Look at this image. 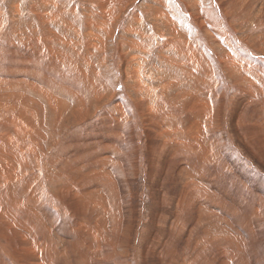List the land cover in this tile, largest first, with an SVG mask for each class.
Returning a JSON list of instances; mask_svg holds the SVG:
<instances>
[{"label":"rangeland","instance_id":"374dc122","mask_svg":"<svg viewBox=\"0 0 264 264\" xmlns=\"http://www.w3.org/2000/svg\"><path fill=\"white\" fill-rule=\"evenodd\" d=\"M108 3L111 4L108 5ZM192 14H194L195 17H193ZM204 15H206V17ZM101 18H104L103 21ZM108 18H110L111 21ZM263 18H264V0H231V1L230 0H216V1L215 0H100V1L99 0H0V54L2 56L1 57L2 61H4L5 65H9L13 62L16 63L15 58L16 57L18 58L17 55L24 54L29 56L30 54V56H32L33 58L32 62L37 63L36 61L38 62L40 61L41 63L45 64V67L47 69L45 71L44 69L45 67H44L43 68L44 71H40L42 74L38 72L33 76V80L34 79L37 80V81L34 80L35 83L40 86H42V84H45L43 85V87L47 88V90L52 89L50 91L54 92V94H58V96L60 95L59 97L61 98V100L64 99L65 101L63 103H66L65 104L66 109H64L63 111V117H61V120L59 122L56 121L57 122L56 123L53 121V116H52L53 113L51 114L52 108L48 106V102L45 99L42 98L40 99L42 104L44 103L43 106L46 105L47 108L50 107L49 109H45L46 106H44V110H46L47 112L46 115L47 119L45 118V120L47 121L46 139L42 141L44 143H42L41 141L40 143H38L41 149H39L40 148L39 147L38 152L33 153V157L30 158L29 161L32 163V168L30 170L24 173V175H22L21 177L19 176L18 178L17 177L13 178V180H11L6 185L5 184L0 185V190H1L0 193L2 192L5 193L8 190L10 191L11 188L13 187L19 188L21 184L25 185L30 182L29 193L37 196L38 199L35 205L39 204L37 208L40 209L39 215L43 217L42 220L46 221V225L49 228H51L50 231L53 233V235H49V238L50 241L54 239V241L51 242H53L52 245L55 252L53 253V257L49 258L51 261L46 259V261L44 260V262H46L47 264H132L133 262H135L133 264H148V263L149 264H264V250H263L264 247H262L264 246V229H263L264 222L262 220L264 218V208H263L264 206L263 177L264 176L263 177L261 176L262 175L261 172H264V161H263L264 129L260 128V125L256 119L252 120L251 124H249L250 122H246L247 119L248 120L250 119L253 110L258 108V104L255 103H260V102L262 103L264 101V96H262L264 93V90H262L264 89V77H263L264 73L261 72L264 71L261 70L264 69V26H263L264 19ZM86 21L89 24L88 23L86 24ZM200 21L202 24H204L203 26L202 24L198 25ZM210 27L212 28V30ZM136 41L140 43L137 44ZM178 42L181 43L179 44ZM117 49H119L120 51H118ZM14 50L16 53L14 52ZM80 54L82 55V57H79ZM86 55H88V57ZM117 55L118 56L120 55L122 57L119 56V58H117L116 60V57H118ZM225 55L226 56L228 55L230 58L234 57L235 60L234 66L232 65L233 63L231 64L229 62L228 57H225ZM85 56L87 58H85ZM78 57L79 59H76ZM88 59L91 62H89ZM129 59L132 61H130ZM187 59H189V61ZM226 60L229 62L227 68H226L227 64L225 63ZM91 63H93L92 66ZM120 63L121 64L125 63V64L121 65ZM193 64H195L196 66ZM235 66L241 67V71L238 70L236 71ZM89 69L90 70L98 69L99 73L98 70L96 73H90L91 71ZM66 70H68L69 72L71 71L72 74L67 72ZM83 70L84 71L86 70L87 72L85 71L84 73ZM64 71L67 73H64ZM73 71L76 73H74ZM78 71H80L79 74ZM134 71H138V72H134ZM230 71H232L233 73ZM133 72L135 75L132 76ZM176 72L179 74H177ZM50 73H55V76L53 75L50 77L51 75ZM174 73L176 74L174 75ZM87 74H91L93 77L88 76ZM182 75L183 76L185 75V77H183ZM205 75L208 77H205ZM69 76H71L72 78L71 77L69 78ZM134 76H136L137 78L136 77L134 78ZM247 76L251 77L252 81H250V79H248ZM260 76L263 78H261ZM174 77H176V80L178 79L179 80L178 81L174 80L175 79ZM49 78L51 79L54 78V79L51 80ZM91 78L93 79V81ZM102 78L103 80L104 79L108 80V83H106L107 82L106 80L103 81ZM187 78L188 81L186 82ZM196 78L197 79L201 78V79L197 81ZM238 78L240 79L238 80ZM78 79L81 83L78 81ZM235 79H237L238 82ZM55 80L58 81L56 82ZM49 81L50 82L52 81L53 84L52 82L50 83ZM66 81H69L70 84L69 82ZM74 81L78 83L75 84L76 82ZM85 81H87V83ZM168 81H170V83ZM181 81L184 84V86L183 84H181ZM83 82H84V87L87 88L86 90L87 92L84 91V88H81V90H83L86 94H84L83 91L79 90V87H83V85L80 86L79 84H82ZM98 82L102 84L101 87L100 86L98 87L97 85ZM173 82H177V84ZM47 83L51 84V85L49 84L51 88L50 86H48ZM90 83L93 85H91ZM100 83L98 84L100 85ZM109 84H112L113 87L111 88V85L109 86ZM238 84L240 85L238 86ZM88 85L90 90L88 89ZM191 85L192 86L196 85V86L194 88L191 87ZM197 85L199 86L197 87ZM52 86L53 87L56 86V87H54L53 89ZM180 86L182 88L184 87L183 91L184 89L188 88L187 90L184 91L186 93L183 94L184 96L178 95L179 93H181V89H182ZM249 86H250V91L252 90L256 91L254 94L251 93L253 94L252 96L256 97V98L254 97L256 100L254 101L255 103L253 102L254 104L250 102L251 100L249 101L247 99V96L245 95L243 96V94L239 93L246 91ZM146 87H148V89H146ZM156 87H157V91H155ZM196 87L200 89H197ZM205 87L207 89H204ZM237 87H240L239 91L237 90ZM256 87H258L259 90L256 89ZM58 88H61L62 92L60 91L59 92L60 94L58 93L59 91L57 90ZM100 88H103L105 91ZM108 88L109 89L111 88V90L109 91ZM173 88L175 89L173 90ZM145 89L148 91H146ZM194 89H196L197 91L200 90L199 94ZM213 89H217L219 93L217 94L216 90L214 92ZM88 90L90 93H88ZM93 91L94 92L97 91V92L94 93ZM111 91L115 93L113 94V92ZM164 91L166 92L164 93ZM186 91H188V93ZM209 91H211V96ZM237 91L238 93H236ZM125 92L127 95L125 94ZM205 92L209 96L206 97ZM203 93H205V95ZM68 94L71 95L69 96ZM80 94L82 97L80 96ZM88 94H90L89 96L91 97L87 96ZM238 94H240V97ZM83 95L86 96L83 97ZM97 95L99 96V98ZM196 95L198 96L200 95L201 97H197ZM75 96L76 97L78 96V98H76L77 100L74 98ZM233 96H235V98ZM259 96H260L259 99L260 101L257 100ZM65 97L67 100L65 99ZM145 97L146 99H144L143 102L142 99ZM219 97L221 98L219 99ZM180 98L183 100H181ZM237 98L239 99L240 102L238 101L239 103L236 104L235 101L238 100ZM177 99L181 100V103L179 100L177 101ZM214 99L217 102L220 101V103L218 102L219 103L218 108L215 107L216 109L213 110L212 113L213 115H211L210 121L206 119L203 120V115L201 110H203L204 106L206 105V103L204 102L205 101L207 102V100H209L208 105L210 104L212 105V100ZM226 99L229 101H227ZM67 101L69 102L67 103ZM225 101L227 102V104ZM177 102L181 105L182 109L180 108ZM112 103L115 104L113 105ZM145 103L147 104L149 103V104L145 105ZM234 103L236 106H233ZM249 103H251L250 106ZM78 104H80L81 106ZM156 104L158 105L156 106ZM152 105H154L153 106L154 108L152 107ZM255 105H257V107ZM241 106H246V107L241 108ZM262 106H264V103H262ZM235 108H237V110ZM117 109L119 110V113ZM184 109L186 110L184 111ZM47 110L49 111V113ZM238 110H240L242 113L241 112L238 113ZM247 110H249V112ZM103 112L104 113L107 112V113L104 115ZM125 112L126 113L128 112L127 116H124L126 115ZM194 112L197 113L195 114ZM246 112L247 114H245ZM159 113L163 115L160 116ZM249 113L250 115L248 117ZM197 114L201 115L202 117H200ZM196 116L198 117L199 120L196 119ZM238 116L241 117L237 119ZM124 117H126V119ZM234 117H236V119ZM48 118L51 120L50 122ZM243 119L246 120L245 123ZM83 120H85L86 122H84ZM169 121L170 123L172 122L171 125ZM176 121H178V123ZM236 121H238L239 124ZM199 122L200 124H198ZM209 122L210 123L213 122L214 125L209 126L210 125ZM47 123L49 124L47 125ZM53 123L56 127L53 125ZM183 123L186 124L183 125ZM188 123L192 128H190L189 125L187 126ZM233 123L235 124L233 125ZM160 124H161V131L159 130ZM173 124H174V128H173ZM228 124L232 126L227 127ZM240 125H242V128ZM51 126L54 128H52ZM61 126L63 128H61ZM206 126H209V129L212 128L211 131L212 133L214 132L213 136L217 135V138L219 139H217L216 136L213 137L212 134L210 138V134L208 133V131H205V128H207ZM168 127H170L168 131H172V130L175 131L176 129L175 132L176 134L174 133V135L175 136L178 135L176 136L178 137V140L177 138L169 139L167 137L165 128ZM48 129H49L48 131L49 136L47 135ZM120 130H124V131H120ZM118 131L120 132V135ZM159 131H160V135L158 134ZM124 132H126V134ZM161 132L163 135H161ZM258 132L259 134H257ZM250 133L252 135L254 133V135L251 137V135H249ZM50 136L51 138H49ZM190 136H192V138ZM234 136H236L237 138L235 137L234 139ZM243 136H245V138L247 139H245ZM123 137H125L126 139H124ZM193 137L197 139L195 140ZM221 137L224 138V141L223 138ZM123 139L124 142L122 141ZM191 139L192 140L194 139L193 140L194 142H192ZM58 140H60V142L62 141L63 143L62 142L59 143ZM237 141L239 142L237 143ZM230 142H232L233 145L232 143L230 144ZM190 143L193 144L191 145ZM197 143H201L200 147L199 144ZM253 143L255 144L254 147H253ZM44 145L45 147L46 146L47 147L45 148ZM60 145L61 147H59ZM241 145L242 147H245V149L242 148ZM117 149H119V152H117L118 151ZM255 149H259V150H255ZM260 149H262L261 151L263 152H260ZM62 150L63 152H65L63 153V155L61 154ZM254 150L256 151V153ZM43 151L45 152V154ZM112 151L115 152L116 154L113 153ZM245 151L248 152L249 154H247ZM208 152L210 153L208 154ZM109 153L111 154L109 155ZM119 153L120 155H118ZM50 154H52L54 158ZM114 154L115 157H113ZM81 155L82 156L84 155L83 159ZM110 157H112L113 159L110 160ZM118 157H121V159L120 158L118 159ZM86 158H89V160ZM81 159L82 161H80ZM37 160L41 163H39ZM57 160L59 161V163ZM189 160L192 163H190ZM243 160L245 161L243 162ZM111 161H113L114 163ZM256 161L257 163H255ZM108 162L110 164L112 163L113 165L112 164L109 165ZM45 164L47 165L50 164L51 165L50 168L49 166H44ZM191 164L193 165L191 166ZM52 165L56 166L57 168L56 167L53 168ZM194 166H196L195 167L196 169H194ZM102 167H105V169ZM108 167H110V169ZM55 168H56V173H54ZM45 169L48 171V174L46 173L47 171ZM59 169H60V173H59ZM68 169L70 170L72 169L73 171L72 170L70 171ZM256 171L260 172L261 174L260 173L257 174ZM253 172L254 174L256 173L257 176L259 175L260 178L259 176L256 177V175H254ZM55 174L57 175L54 177ZM31 176H33L32 180H31ZM43 176L45 178H43ZM49 176L53 180H51ZM38 177L39 179H37ZM57 177H60L62 179V182L60 181L61 179ZM65 177H67V181ZM240 177L242 179H239ZM113 178L114 180L112 181ZM204 178L207 180V182H205L206 180ZM251 178L253 179L255 178L256 181ZM237 179L239 180L238 183H237ZM25 180L27 181V183H24ZM230 180L232 182H230ZM241 180H243V182ZM260 180L262 182H260ZM31 181L34 182L31 183ZM68 181H70L73 184V186H71L72 184L70 185ZM38 182L40 183L38 184ZM66 182H68V184ZM224 182L226 184H224ZM57 183L58 184L61 183V185L60 184L57 185ZM221 183L223 184L224 188L227 187L228 189L226 188L225 190H223L224 188L223 186H221L222 185ZM232 183L233 184L237 183V185L235 184L234 185L235 187H233ZM103 185L106 188L103 187ZM206 185L209 187H207ZM230 185L233 189L230 188ZM241 185L243 186L242 189H241L242 187ZM245 185L247 187H245ZM67 186L68 187L70 186L73 190L75 189L77 191L79 189L78 191L79 192L81 191L79 200H74V201H72V199L70 200L69 199L70 193H68V195L66 194L62 195L59 193V190L61 188ZM236 186H237V190L235 189ZM75 187L76 188L79 187V188L76 189ZM94 188L97 189L96 190L97 192L95 193H93L95 191ZM220 188H222V190ZM99 189L100 191H98ZM230 189L233 191H231ZM103 190L104 191L106 190L105 191L106 193ZM228 191L231 193V195L230 193H228ZM89 193L93 194V196H91V194H90L91 197L88 196ZM111 193H113L114 195ZM107 194H109V197H107ZM197 194H201V195H197ZM82 196L83 198L84 197L85 198L84 199L81 198ZM111 196L113 197L116 196V198L115 197L113 198ZM130 196L131 198H129ZM142 197H144L146 200L143 199ZM221 197L224 199H222ZM117 198L120 199L118 200ZM65 199L70 201H66ZM201 199L205 200V203L207 204H205L204 201H202L203 203L201 204ZM221 199L223 201H221ZM258 199H261L262 202L261 200L258 201ZM144 200L145 202L143 203ZM250 200H252V202ZM106 201L107 202L110 201V202L107 203ZM124 201H126L127 204ZM140 201L141 203H139ZM195 201L197 204L195 203ZM219 202L220 203L222 202L221 205ZM224 202L225 204H223ZM259 202H261V205L263 204V206L261 207L263 209L261 208L258 209L259 205L257 204H260ZM96 203L97 204L100 203L98 205L101 207L104 206V208L102 207L103 209H101V212L103 211L102 213L105 212L104 214H106V212L111 213L114 210L113 212L116 213V215L114 214L115 219H113V215H112L113 213H111V215L109 214L108 216V213L106 215L102 214L100 212V208L98 211H96L99 207V206L97 207ZM107 204L109 205L106 206ZM141 205L142 207H144L143 209H141ZM216 205H218L219 208ZM231 205H233L234 207H232ZM91 207L92 208L97 207V208L92 209ZM253 207L254 209H252ZM108 208L109 209L113 208V209L107 211ZM63 209L68 212L64 211ZM115 209H117L118 211L117 210L115 211ZM256 209L258 210L259 213L257 212ZM124 210L126 211V214ZM253 210H255L256 212ZM91 211L92 213L93 212L94 213L90 214ZM97 212H99L100 214H98ZM250 212H255V213L253 214ZM136 213H138V215ZM248 213H250V215ZM61 214L63 215V217ZM64 214H68V215H64ZM70 214L71 217H67ZM224 214L227 218L224 216ZM146 215H148V217ZM253 215L255 218L252 217ZM245 216L248 217L251 216V217L248 218ZM78 218L80 219V221L78 220ZM84 218L85 219L90 218L91 220L90 219L89 220L91 222L88 219L85 220ZM251 218H253L252 219L253 222L249 220ZM74 219L75 220L77 219L78 221H74ZM50 220H52L53 223L50 222ZM55 220H57L58 222ZM114 220L115 221L118 220V221L115 222ZM245 220L247 221V223ZM67 221L69 223L72 222L71 225L68 224ZM111 221L112 223H114V225L111 223ZM97 222L99 223L100 227L105 229V231H103L102 228H99ZM120 223L122 224L121 225L122 228L120 227ZM159 223L160 225H158ZM83 224L84 225L90 224V225L89 227L88 225H86L88 227L87 228ZM78 226H80L81 229ZM257 226L259 227L257 228ZM84 227L86 228L84 229ZM91 227L94 229H92ZM86 229L88 230L90 229L89 232L91 234H89L88 230ZM101 230L103 231V234L100 233L102 232ZM94 231L96 232V234L92 233ZM250 231H253V233L255 232V234H253ZM98 232L99 234H101L100 236L98 235ZM89 235H92L93 238ZM254 235H256L257 237L256 236L254 237ZM108 237L110 242L107 240ZM247 239L251 241L250 244L249 241H247ZM133 241H135V243ZM51 242H49V244ZM260 242L262 245L260 244ZM253 243L255 244L254 249H253ZM133 244L135 247L133 246ZM251 245L252 248L250 247ZM132 247L133 249H131ZM202 247H204V249ZM7 248L5 249L11 253L12 250L10 248L8 249ZM195 249H197L198 252L200 250L203 251L202 256L198 257L201 251L197 253ZM6 254H7L6 252L0 251V264L3 263L13 264V260H11L12 258L8 254L6 256ZM99 254L101 256H99ZM11 255L14 256L12 253ZM194 255H196V257ZM136 256L137 258H135Z\"/></svg>","mask_w":264,"mask_h":264},{"label":"bare ground","instance_id":"6f19581e","mask_svg":"<svg viewBox=\"0 0 264 264\" xmlns=\"http://www.w3.org/2000/svg\"><path fill=\"white\" fill-rule=\"evenodd\" d=\"M100 1V0H99ZM216 1V0H215ZM231 1V0H230ZM197 2V1H196ZM199 2V1H198ZM241 2V1H240ZM245 2V1H244ZM251 2V1H250ZM106 3V2H105ZM214 3V2H213ZM111 4V3H110ZM109 3H108V5H110ZM183 4H185V3H183ZM216 4V3H215ZM188 5V4H187ZM190 5V4H189ZM241 5V4H240ZM20 6V5H19ZM216 6V5H215ZM252 7V6H251ZM102 8V7H101ZM115 8V7H114ZM18 9H19V7H18ZM105 11V10H104ZM106 12V11H105ZM111 13V12H110ZM158 14V13H157ZM203 14V13H202ZM209 14V13H208ZM193 15V17H195L194 16V14H192ZM206 15H207V13H206ZM206 15H204L205 17H206ZM110 16V15H109ZM108 16V17H109ZM114 16V15H113ZM198 16V15H197ZM103 17H104V14H103ZM200 17H201V15H200ZM225 18V17H224ZM92 19V18H91ZM102 19V21H103V19L104 18H101ZM109 20H110V18H108ZM264 19V18H263ZM96 20V19H95ZM98 20V19H97ZM129 20V19H128ZM101 21V20H100ZM111 21V20H110ZM195 21V20H194ZM90 22V21H89ZM199 22V21H198ZM42 23V22H41ZM88 22L86 21V24H87ZM104 23V22H103ZM196 23V22H195ZM89 24V23H88ZM94 24V23H93ZM101 24V23H100ZM200 24H202L201 23V21H200V23L198 24V25H200ZM23 25V24H22ZM204 24H202V26H203ZM113 26V25H112ZM264 26V25H263ZM91 28V27H90ZM209 28V27H208ZM211 28V27H210ZM219 28V27H218ZM202 29V28H201ZM231 29H233V28H231ZM129 30V29H128ZM211 30H212V28H211ZM140 31V30H139ZM234 31H235V29H234ZM98 32V31H97ZM108 32V31H107ZM219 32V31H218ZM225 32V31H224ZM99 33V32H98ZM96 35V34H95ZM145 35V34H144ZM234 35V34H233ZM165 36V35H164ZM102 37V36H101ZM229 37V36H228ZM235 37V36H234ZM87 38V37H86ZM132 40H134V39H132ZM229 40V39H228ZM238 40V39H237ZM184 41V40H183ZM137 42V41H136ZM140 42H137V44H139ZM179 43V42H178ZM181 43V42H180ZM179 43V44H180ZM234 43V42H233ZM242 43V42H241ZM105 44V43H104ZM130 44V43H129ZM136 44V45H137ZM118 45V44H117ZM120 45V44H119ZM132 45V44H131ZM240 45V44H239ZM133 46V45H132ZM142 46V45H141ZM6 47V46H5ZM124 47V46H123ZM139 47V46H138ZM243 47H244V45H243ZM116 48V47H115ZM118 48V47H117ZM132 48V47H131ZM135 48V47H134ZM186 48V47H185ZM211 49V48H210ZM64 50V49H63ZM118 51H120L119 49H117ZM135 50V49H134ZM148 50V49H147ZM67 51V50H66ZM137 51V50H136ZM14 52H15V50H14ZM127 52V51H126ZM135 52V51H134ZM140 52V51H139ZM16 53V52H15ZM47 53V52H46ZM86 53H87V51H86ZM86 53H84V54H86ZM105 53V52H104ZM117 53V52H116ZM125 53V52H124ZM130 53V52H129ZM19 54V53H18ZM28 54H29V52H28ZM39 54V53H38ZM89 54V53H88ZM126 54V53H125ZM136 54V53H135ZM227 54V53H226ZM231 54V53H230ZM22 54H20V55H17L18 56V58L16 57L15 59H16V63L15 62H13V63H11V64H9L8 62V64L9 65H5V63H4V61H2V56H1V54H0V185H2V184H7V183H9L11 180H13V178H15V177H21L22 175H24V173H26L28 170H30L31 168H32V163L29 161L30 160V158H32L33 157V153H37L38 152V148L40 147L39 146V144L38 143H40V141L42 142V141H44L45 139H46V120H45V118H46V115H47V112H46V110H44V106H46V105H44L43 106V104H42V102H41V98L42 99H45L47 102H48V106H50L52 109V112H51V110H50V112H51V114L53 113V121L54 122H59L60 120H61V117H63V111H64V109H66V106H65V104L66 103H63V102H65L64 101V99H62L61 100V98L58 96V94H54V92H52V91H50V90H52V89H50V90H47V88H45V87H43V85H45V84H42V86H40V85H38V84H36L35 83V81L34 80H36V79H34L33 80V76L36 74V73H38V72H40V71H44L43 70V68L45 67V64H43V63H41L40 61L38 62V61H36L37 63H34V62H32V56H30V54H29V56L28 55H22ZM77 55V54H76ZM81 55V54H80ZM79 55V57H82V55L80 56ZM93 55V54H92ZM100 55V54H99ZM121 55V54H120ZM119 55V56H120ZM188 55V54H187ZM218 55V54H217ZM232 55V54H231ZM253 55V54H252ZM87 57H88V55H86ZM85 56V58H87ZM118 56V55H117ZM119 56L118 57H116V60H117V58H119ZM128 56V55H127ZM127 56H125V57H127ZM132 56V55H131ZM62 57V56H61ZM75 57H77V56H75ZM79 57L78 58H76V59H79ZM89 57H90V55H89ZM92 57V56H91ZM99 57V56H98ZM120 57H122V56H120ZM225 57H228V59H229V62L234 66V63H235V60H234V57H232V58H230L228 55L226 56L225 55ZM101 58V57H100ZM124 58V57H123ZM139 58V57H138ZM189 58V57H188ZM82 59H84V58H82ZM81 59V60H82ZM93 59V58H92ZM121 59V58H120ZM128 59V58H127ZM133 59V58H132ZM134 59H136V58H134ZM67 60V59H66ZM123 60V59H122ZM130 60V59H129ZM188 61H189V59H187ZM78 61V60H77ZM83 61V60H82ZM88 61L89 62H91L89 59H88ZM115 61V60H114ZM124 61V60H123ZM130 61H132V60H130ZM183 61V60H182ZM194 61V60H193ZM222 61V60H221ZM233 61V62H232ZM247 61V60H246ZM252 61V60H251ZM58 62V61H57ZM84 62V61H83ZM94 62V61H93ZM125 62V61H124ZM128 62V61H127ZM224 62V61H223ZM229 62L226 60V64H227V66H226V68L228 67V64H229ZM237 62V61H236ZM6 63V64H7ZM59 63V62H58ZM95 63V62H94ZM116 63H117V61H116ZM126 63V62H125ZM125 63H122V64H125ZM141 63V62H140ZM172 63V62H171ZM174 63V62H173ZM177 63V62H176ZM197 63V62H196ZM195 63V64H196ZM219 63V62H218ZM244 63V62H243ZM242 63V64H243ZM248 63V62H247ZM250 63V62H249ZM55 64V63H54ZM92 64L93 63H91V66H92ZM121 64V63H120ZM119 64V65H120ZM121 64V65H122ZM191 64V63H190ZM195 64H193V65H195ZM208 64V63H207ZM246 64V63H245ZM252 64V63H251ZM62 65V64H61ZM66 65V64H65ZM129 65V64H128ZM236 65V64H235ZM238 65V64H237ZM241 65V64H240ZM253 65H255V64H253ZM70 66V65H69ZM196 66V65H195ZM257 66V65H256ZM51 67V66H50ZM75 67H77V66H75ZM87 67H89V66H87ZM96 67H97V65H96ZM189 67V66H188ZM231 67V66H230ZM64 68V67H63ZM85 68V67H84ZM83 68V69H84ZM138 68V67H137ZM174 68V67H173ZM250 68V67H249ZM256 68V67H255ZM45 69V71L47 70L46 69V67L44 68ZM55 69H58V68H55ZM61 69V68H60ZM191 69V68H190ZM205 69V68H204ZM203 69V70H204ZM206 69H208V68H206ZM234 69V68H233ZM49 70V69H48ZM71 70V69H70ZM74 70V69H73ZM90 70V69H89ZM93 70L94 69H92V70H90L91 72L90 73H96L97 72V70H94V72H93ZM129 70V69H128ZM200 70H202V69H200ZM228 70H229V68H228ZM235 70L237 71H241V67H237V66H235ZM261 70H264V69H261ZM54 71V70H53ZM67 72H69L68 70H66ZM86 71V70H85ZM85 71L83 70V72L85 73ZM196 71H197V69H196ZM199 71V70H198ZM206 71H208V70H206ZM211 71V70H210ZM215 71V70H214ZM222 71V70H221ZM49 72V71H48ZM63 72V71H62ZM67 72H65L64 71V73H67ZM74 72V71H73ZM79 72L80 71H78V74H79ZM87 72V71H86ZM134 72H138V71H134ZM134 72L132 73V76L133 75H135L134 74ZM183 72V71H182ZM205 72V71H204ZM230 72H232V71H230ZM260 72V71H259ZM261 72H263L264 73V71H261ZM41 73V72H40ZM58 73V72H57ZM56 73V74H57ZM69 73H71V71L69 72ZM74 73H76V72H74ZM98 73H99V70H98ZM97 73V74H98ZM101 73V72H100ZM177 73V72H176ZM176 73H174V75L176 74ZM199 73V72H198ZM197 73V74H198ZM216 73V72H215ZM233 73V72H232ZM42 74V73H41ZM51 75H50V77L51 76H55V73H50ZM72 74V73H71ZM128 74V73H127ZM177 74H179V73H177ZM184 74V73H183ZM207 74V73H206ZM217 74V73H216ZM59 75V74H58ZM64 75V74H63ZM88 76H91V77H93L91 74H87ZM96 75V74H95ZM123 75H124V73H123ZM129 75V74H128ZM181 75V74H180ZM194 75V74H193ZM251 75V74H250ZM260 75H261V73H260ZM45 76V75H44ZM49 76V75H48ZM177 76V75H176ZM183 76V75H182ZM190 76V75H189ZM217 76V75H216ZM43 77V76H42ZM46 77V76H45ZM64 77V76H63ZM71 76H69V78H70ZM81 77V76H80ZM102 77H103V75H102ZM136 76H134V78H135ZM151 77V76H150ZM183 77H185V75L183 76ZM198 77V76H197ZM205 77H208V76H206L205 75ZM226 77H228V76H226ZM248 77V76H247ZM261 77V76H260ZM263 77H264V75H263ZM263 77H261V78H263ZM55 78V77H54ZM54 78H49V79H51V80H53ZM67 78V77H66ZM72 78V77H71ZM84 78V77H83ZM126 78H128V77H126ZM133 78V77H132ZM137 78V77H136ZM171 78V77H170ZM175 79L174 80H176V77H174ZM182 78V77H181ZM189 78V77H188ZM188 78H187V80H186V82L188 81ZM40 79V78H39ZM56 79V78H55ZM77 79V78H76ZM90 79V78H89ZM92 79V78H91ZM94 79H95V77H94ZM172 79V78H171ZM197 79V78H196ZM199 79H201V78H199ZM199 79H197V81L199 80ZM218 79V78H217ZM224 79V78H223ZM231 79V78H230ZM240 78H238V80H239ZM248 79H250V81H252L251 80V77H248ZM42 80H44V79H42ZM64 80V79H63ZM72 80V79H71ZM75 80V79H74ZM85 80V79H84ZM99 80H100V78H99ZM98 80V81H99ZM102 80H103V78H102ZM104 80H106V79H104ZM103 80V81H104ZM139 80H140V77H139ZM139 80H137V81H139ZM179 80V79H178ZM178 80H176V81H178ZM184 80V79H183ZM206 80V79H205ZM213 80H214V78H213ZM236 81H237V79H235ZM234 80V81H235ZM37 81V80H36ZM46 81V80H45ZM56 81V80H55ZM54 81V82H55ZM58 81V80H57ZM56 81V82H57ZM65 81V80H64ZM78 81H79V79H78ZM81 81H83V80H81ZM92 81H93V79H92ZM107 82L106 83H108V80H106ZM121 81V80H120ZM126 81H128V80H126ZM207 81V80H206ZM220 81V80H219ZM218 81V82H219ZM231 81V80H230ZM263 81V80H262ZM261 81V82H262ZM41 82V81H40ZM47 82H48V80H47ZM50 82V81H49ZM52 82V81H51ZM50 82V83H51ZM66 82H69V81H66ZM74 82H76V81H74ZM80 82V81H79ZM86 83H87V81H85ZM97 82V81H96ZM169 83H170V81H168ZM200 82H201V80H200ZM238 82V81H237ZM240 82V81H239ZM38 83H39V81H38ZM49 83V84H50ZM78 82H76L75 84H77ZM81 83V82H80ZM98 83H100V82H98ZM97 83V85H98V87L100 86L101 87V83H100V85ZM104 83V82H103ZM137 83V82H136ZM161 83V82H160ZM173 83H176L177 84V82H173ZM185 83V82H184ZM224 83V82H223ZM48 84V83H47ZM48 84V86H50ZM52 84H53V82H52ZM64 84V83H63ZM68 84V83H67ZM69 84H70V82H69ZM74 84V83H73ZM91 84V83H90ZM181 84H183L182 83V81H181ZM187 84V83H186ZM212 84V83H211ZM225 84V83H224ZM223 84V85H224ZM80 86H82L83 85V87H79V90H81V88H84V91H86L87 90V88H85L84 87V82L82 83V84H79ZM79 85H76V86H79ZM91 85H93V84H91ZM104 85V84H103ZM111 85V88L113 87L112 86V84H109V86ZM170 85V84H169ZM203 85H204V83H203ZM208 85V84H207ZM214 85V84H213ZM228 85H230V84H228ZM236 85V84H235ZM240 84H238V86H239ZM47 86V85H46ZM71 86V85H70ZM94 86H95V84H94ZM93 86V87H94ZM150 86V85H149ZM166 86V85H165ZM172 86V85H171ZM183 86H184V84H183ZM187 86V85H186ZM196 86V85H195ZM195 86H192L191 85V87H194L195 88ZM199 85H197V87H198ZM201 86V85H200ZM205 86H206V84H205ZM225 86V85H224ZM237 86V85H236ZM246 86V85H245ZM254 86V85H253ZM252 86V87H253ZM53 87V86H52ZM54 87H56V86H54ZM54 87H53V89H54ZM75 87V86H74ZM108 87V86H107ZM164 87V86H163ZM178 87H179V85H178ZM177 87V88H178ZM181 87V86H180ZM196 87V88H197ZM209 87V86H208ZM212 87V86H211ZM210 87V88H211ZM221 87V86H220ZM232 87V86H231ZM230 87V88H231ZM240 87H242V86H240ZM240 87H237V90L239 91V88ZM50 88H51V86H50ZM70 88V87H69ZM111 88L109 89L108 88V90L110 91L111 90ZM125 88V87H124ZM127 88V87H126ZM137 88V87H136ZM139 88H141V87H139ZM155 88V87H154ZM182 88V87H181ZM184 88V87H183ZM183 88L181 89V93H179L178 95L179 96H182L183 94H186L184 91L185 90H187V89H184V91H183ZM186 88V87H185ZM218 88H219V85H218ZM227 88V87H226ZM225 88V89H226ZM49 89V88H48ZM65 89V88H64ZM71 89V88H70ZM88 89H89V85H88ZM95 89V88H94ZM97 89V88H96ZM100 89H103V88H100ZM106 89V88H105ZM114 89V88H113ZM112 89V90H113ZM146 89H148V87H146ZM145 89V90H146ZM159 89V88H158ZM162 89V88H161ZM175 88H173V90H174ZM197 89H200V88H197ZM204 89H207L206 87L204 88ZM222 89V88H221ZM235 89V88H234ZM242 89V88H241ZM256 89H258L259 90V88L258 87H256ZM255 89V90H256ZM261 89V88H260ZM56 90V89H55ZM57 90H59L58 91V93L61 91V88H58ZM56 90V91H57ZM76 90H78V89H76ZM90 90V89H89ZM89 90H88V93H90L89 92ZM104 90V89H103ZM107 90V89H106ZM115 90V89H114ZM165 90V89H164ZM171 90V89H170ZM169 90V91H170ZM177 90V89H176ZM190 90V89H189ZM188 90V91H189ZM195 91H197L196 89H194ZM193 90V91H194ZM202 90V89H201ZM211 90V89H210ZM215 90H216V92H217V94L219 93V91L217 90V89H213V91L215 92ZM243 90V89H242ZM262 90H264V89H262ZM261 90V91H262ZM64 91V90H63ZM81 91H83V90H81ZM83 91V92H84ZM105 91V90H104ZM108 91V92H109ZM146 91H148V90H146ZM155 91H157V87H156V89H155ZM179 91V90H178ZM188 91H186L187 93H188ZM199 91L200 90H198L197 92H198V94H199ZM203 91V90H202ZM212 91V92H213ZM238 91L236 92V93H238ZM62 92V91H61ZM87 92V91H86ZM94 92V91H93ZM92 92V93H93ZM95 92H97V91H95ZM94 92V93H95ZM111 92H113V91H111ZM128 92V91H127ZM137 92V91H136ZM166 91H164V93H165ZM180 92V91H179ZM190 92H192V91H190ZM210 92V96H211V91H209ZM256 91H254V90H252V91H250V86L247 88V90L246 91H244V92H239V93H241V94H243V96L245 95V96H247V99L251 102V103H253L254 101H256L255 100V96H252L254 93H255ZM79 93V92H78ZM92 93H91V95H92ZM101 93H103V92H101ZM106 93V92H105ZM115 92H113V94H114ZM154 93V92H153ZM160 93V92H159ZM176 93V92H175ZM206 93V92H205ZM205 93H203L204 95H205ZM251 93H253V94H251ZM60 94V93H59ZM62 94V93H61ZM82 94V93H81ZM81 94H80V96H81ZM84 94H86L85 92H84ZM98 94V93H97ZM111 94V93H110ZM125 94H126V92H125ZM194 94V93H193ZM192 94V95H193ZM202 94V93H201ZM221 94H222V92H221ZM224 94V93H223ZM69 96L71 95V94H68ZM75 95V94H74ZM73 95V96H74ZM90 94H88L87 96H89ZM99 95V94H98ZM97 95V96H98ZM127 95V94H126ZM151 95H152V93H151ZM163 95V94H162ZM167 95V94H166ZM173 95V94H172ZM203 95V96H204ZM220 95V94H219ZM226 95V94H225ZM224 95V96H225ZM234 95V94H233ZM239 95V97H240V94H238ZM261 95H262V93H261ZM260 95V96H261ZM62 96V95H61ZM65 96V95H64ZM84 96H86V95H83V97ZM112 96V95H111ZM147 96H149V95H147ZM177 96V95H176ZM184 96V95H183ZM189 96V95H188ZM187 96V97H188ZM191 96V95H190ZM197 97H201L200 95L198 96V95H196ZM207 96H209L207 93H206V97ZM242 96V97H243ZM260 96H259V98H257V100L258 101H260L259 99H260ZM262 96H264V93H263V95ZM82 97V96H81ZM89 97H91V96H89ZM192 97V96H191ZM205 97V96H204ZM234 98H235V96H233ZM238 97V96H237ZM238 97V98H239ZM241 97V98H242ZM255 97V98H254ZM258 97V96H257ZM70 98V97H69ZM75 99L76 98H78V96L76 97H74ZM88 98V97H87ZM86 98V99H87ZM98 98H99V96H98ZM101 98V97H100ZM148 98V97H147ZM155 98V97H154ZM169 98V97H168ZM193 98V97H192ZM209 98V97H208ZM221 97H219V99H220ZM229 98V97H228ZM237 98V99H238ZM244 98H246V97H244ZM65 99H66V97H65ZM72 99V98H71ZM132 99V98H131ZM144 99H146V97L145 98H143L142 100H143V102H144ZM181 99V98H180ZM187 99H189V98H187ZM194 99V98H193ZM204 99V98H203ZM206 99V98H205ZM211 99H212V97H211ZM218 99V98H217ZM225 99V98H224ZM45 100H44V102H45ZM67 100V99H66ZM73 100V99H72ZM77 100V99H76ZM79 100V99H78ZM90 100V99H89ZM92 100V99H91ZM130 100V99H129ZM141 100V99H140ZM141 100V101H142ZM151 100V99H150ZM149 100V101H150ZM179 99H177V101H178ZM181 100H183V99H181ZM181 100H179L180 101V103H181ZM195 100V99H194ZM201 100V99H200ZM227 100V99H226ZM80 101V100H79ZM161 101H163V100H161ZM209 100H207V102H208ZM214 101V102H213ZM227 101H229V100H227ZM231 101V100H230ZM234 101H235V99H234ZM237 101V102H236ZM235 101V103L237 104V103H239L240 101H239V99L238 100H236ZM239 101V102H238ZM69 101H67V103H68ZM72 102V101H71ZM87 102V101H86ZM86 102H85V104H86ZM158 102V101H157ZM167 102V101H166ZM188 102V101H187ZM190 102H191V100H190ZM206 101L204 102V103H206V105L204 106V108H203V110H201L202 111V115H203V120H208V121H210L211 120V115H213L212 113H213V110L214 109H216V108H218V105H219V103H220V101H216L215 99L214 100H212V105L210 104V105H208L209 104V102L207 103ZM226 102V101H225ZM243 102H245V101H243ZM242 102V103H243ZM77 103H79V102H77ZM119 103V102H118ZM121 103V102H120ZM162 103V102H161ZM178 103V102H177ZM235 103H234V105L233 106H236L235 105ZM245 103H247V102H245ZM251 103H249V106L251 105ZM255 103V102H254ZM253 103V104H254ZM261 103V102H260ZM260 103H255V104H258V108L257 109H254V107H253V113L251 114V117H250V119L248 120L247 119V121L246 120H244L243 119V121H244V123H245V121L246 122H250L249 124H251V121L252 120H257L258 121V123H259V125H260V128L261 129H264V106H262V103H264V101L261 103V105H260ZM81 104V103H80ZM80 104H78V105H80ZM113 104V103H112ZM115 104V103H114ZM113 104V105H114ZM133 104V103H132ZM147 103H145V105H146ZM149 104V103H148ZM147 104V105H148ZM159 104V103H158ZM158 104H156V106L158 105ZM163 104H165V103H163ZM162 104V105H163ZM168 104V103H167ZM174 104V103H173ZM196 104H197V102H196ZM226 104H227V102H226ZM226 104H225V106H226ZM231 104V103H230ZM241 104V103H240ZM252 104V105H253ZM82 105H83V103H82ZM88 105V104H87ZM92 105V104H91ZM117 105V104H116ZM115 105V106H116ZM169 105V104H168ZM167 105V106H168ZM178 105L180 106V108H181V105L178 103ZM193 105V104H192ZM246 105V104H245ZM72 106V105H71ZM81 106V105H80ZM86 106V105H85ZM89 106V105H88ZM140 106V105H139ZM139 106H138V108H139ZM154 105H152V107H153ZM174 106V105H173ZM196 106V105H195ZM203 106V105H202ZM210 106V107H209ZM248 106V105H247ZM256 107H257V105H255ZM49 107V108H50ZM87 107V106H86ZM117 107V106H116ZM175 107V106H174ZM173 107V108H174ZM178 107V106H177ZM192 107H194V106H192ZM216 107V108H215ZM228 107V106H227ZM242 107H246V106H241V108ZM252 107V106H251ZM49 108H47V106L45 107V109H49ZM69 108V107H68ZM77 108V107H76ZM88 108V107H87ZM118 108V107H117ZM129 108V107H128ZM134 108H135V105H134ZM154 108V107H153ZM160 108V107H159ZM186 108V107H185ZM202 108V107H201ZM247 108H250V107H247ZM41 109H42V111H41ZM80 109V108H79ZM137 109V108H136ZM182 109V108H181ZM236 110H237V108H235ZM246 109V108H245ZM245 109H244V111H245ZM118 110V109H117ZM165 110V109H164ZM176 110V109H175ZM186 109H184V111H185ZM197 110H198V108H197ZM196 110V111H197ZM199 110V111H200ZM251 110V109H250ZM48 111V110H47ZM81 111V110H80ZM86 111V110H85ZM140 111V110H139ZM154 111V110H153ZM158 111V110H157ZM198 111V112H199ZM222 111V110H221ZM248 112H249V110H247ZM252 111V110H251ZM76 112V111H75ZM111 112V111H110ZM134 112V111H133ZM137 112V111H136ZM156 112V111H155ZM161 112V111H160ZM167 112V111H166ZM175 112V111H174ZM173 112V113H174ZM215 112V111H214ZM218 112V111H217ZM234 112H237V111H234ZM241 111L240 110H238V113H240ZM48 113H49V111H48ZM65 113H66V111H65ZM104 113V112H103ZM107 113V112H106ZM106 113H104V115L106 114ZM113 113V112H112ZM118 113H119V110H118ZM122 113V112H121ZM126 113V112H125ZM128 113V112H127ZM127 113H126V115H124V116H127ZM169 113V112H168ZM191 113V112H190ZM195 113V112H194ZM197 113V112H196ZM195 113V114H196ZM242 113V112H241ZM244 113V112H243ZM100 114V113H99ZM140 114V113H139ZM142 114V113H141ZM160 114V113H159ZM200 114V113H199ZM199 114H197V115H199ZM230 114V113H229ZM245 114H247V112L245 113ZM116 115V114H115ZM114 115V116H115ZM118 115V114H117ZM119 115H121V114H119ZM163 114H160V116H162ZM237 115H240V114H237ZM237 115H236V117H237ZM249 115H250V113L248 114V117H249ZM70 116V115H69ZM99 116V115H98ZM101 116V115H100ZM137 116V115H136ZM171 116V115H170ZM173 116V115H172ZM185 116V115H184ZM200 117H202L201 115H199ZM219 116V115H218ZM242 116V115H241ZM241 116H238V118L237 119H239V117H241ZM86 117H87V115H86ZM102 117V116H101ZM100 117V118H101ZM128 117H129V114H128ZM128 117H127V119H128ZM140 117V116H139ZM158 117V116H157ZM156 117V118H157ZM169 117V116H168ZM176 117V116H175ZM179 117V116H178ZM188 117V116H187ZM229 117V116H228ZM236 117H234L235 119H236ZM246 117V116H245ZM52 118V117H51ZM67 118V117H66ZM75 118V117H74ZM84 118V117H83ZM96 118V117H95ZM98 118V117H97ZM103 118V117H102ZM109 118V117H108ZM122 118V117H121ZM125 119H126V117H124ZM159 118V117H158ZM174 118V117H173ZM184 118V117H183ZM182 118V119H183ZM191 118V117H190ZM189 118V119H190ZM193 118V117H192ZM221 118V117H220ZM220 118H219V120H220ZM47 119V118H46ZM69 119V118H68ZM85 119V118H84ZM107 119V118H106ZM113 119V118H112ZM120 119V118H119ZM130 119V118H129ZM162 119V118H161ZM177 119V118H176ZM175 119V120H176ZM181 119V118H180ZM186 119V118H185ZM196 119H198V117L196 116ZM218 119V118H217ZM217 119H215V120H217ZM230 119V118H229ZM48 120H49V122L51 121L49 118H48ZM82 120V119H81ZM80 120V121H81ZM118 120V119H117ZM116 120V121H117ZM121 120V119H120ZM160 120V119H159ZM194 120V119H193ZM199 120V119H198ZM231 120V119H230ZM66 121V120H65ZM84 122H86L85 120H83ZM88 121V120H87ZM105 121V120H104ZM123 121V120H122ZM156 121V120H155ZM158 121V120H157ZM182 121H184V120H182ZM56 122V123H57ZM72 122V121H71ZM93 122V121H92ZM167 122V121H166ZM177 123H178V121H176ZM188 122V121H187ZM190 122V121H189ZM193 122V121H192ZM234 122H235V120H234ZM236 122H238V121H236ZM66 123V122H65ZM81 123H83V122H81ZM81 123H79V124H81ZM88 123V122H87ZM90 123V122H89ZM97 123V122H96ZM108 123V122H107ZM106 123V124H107ZM126 123V122H125ZM162 123V122H161ZM169 123H170V121H169ZM172 123V122H171ZM171 123H170V125H171ZM174 123V122H173ZM206 123V122H205ZM210 123V122H209ZM208 123V124H209ZM228 123H229V121H228ZM232 123V122H231ZM241 123V122H240ZM49 123H47V125H48ZM59 124V123H58ZM113 124V123H112ZM157 124V123H156ZM186 124V123H185ZM184 123H183V125H185ZM198 124H200V122L198 123ZM235 123H233V125H234ZM237 124V123H236ZM238 124H239V122H238ZM237 124V125H238ZM242 124V123H241ZM247 124V123H246ZM255 124V123H254ZM53 125H54V123H53ZM115 125V124H114ZM124 125V124H123ZM155 125V124H154ZM163 125V124H162ZM169 125V124H168ZM189 125V123L187 124V126ZM197 125V124H196ZM203 125V124H202ZM211 125H214L213 124V122H211L210 123V125L209 126H211ZM256 125V124H255ZM55 126V125H54ZM84 126H86V125H84ZM111 126V125H110ZM140 126V125H139ZM160 126V131H161V124L159 125ZM209 126H206L207 128H205V131H208V133L210 134V138H211V134H212V136H213V134H214V132L212 133V131H211V129L212 128H210L209 129ZM228 126H230L229 124L227 125V127ZM232 126V125H231ZM230 126V127H231ZM236 126V125H235ZM239 126V125H238ZM241 126V128H242V125H240ZM246 126V125H245ZM251 126H253V125H251ZM47 127H50V126H47ZM52 127V126H51ZM56 127V126H55ZM115 127H117V126H115ZM123 127H125V126H123ZM189 127H190V125H189ZM196 127V126H195ZM202 127H204V126H202ZM229 127V128H230ZM250 127V126H249ZM52 128H54V127H52ZM61 128H63L62 126H61ZM86 128V127H85ZM170 127H168V128H165L166 129V134H167V137L169 138V139H172V138H177V140H178V137H176V136H178V135H174V133L176 132V129H175V131L174 130H172V131H168V129H169ZM173 128H174V124H173ZM176 128V127H175ZM190 128H192V127H190ZM198 128V127H197ZM222 128V127H221ZM240 128V129H241ZM252 128V127H251ZM50 129V128H49ZM49 129L47 130V132L49 131ZM113 129H114V126H113ZM196 129V128H195ZM208 129V130H207ZM227 129V128H226ZM231 129H234V128H231ZM248 129V128H247ZM52 130V129H51ZM60 130H62V129H60ZM163 130V129H162ZM257 130V129H256ZM255 130V131H256ZM120 131H124V130H120ZM126 131H127V129H126ZM160 131L158 132V134L160 135ZM196 131V130H195ZM228 131V130H227ZM233 131V130H232ZM236 131V130H235ZM238 131V130H237ZM248 131V130H247ZM252 131V130H251ZM93 132H95V131H93ZM103 132V131H102ZM116 132V131H115ZM119 132V131H118ZM164 132V131H163ZM239 132V131H238ZM243 132H244V130H243ZM117 133V132H116ZM125 134H126V132H124ZM123 133V134H124ZM128 133V132H127ZM233 133H235V132H233ZM237 133V132H236ZM240 133V132H239ZM238 133V134H239ZM49 134V132L47 133V135ZM50 134H51V132H50ZM80 134V133H79ZM79 134H77V135H79ZM118 134V133H117ZM122 134V133H121ZM176 134V133H175ZM200 134V133H199ZM204 134H205V132H204ZM217 134V133H216ZM231 134V133H230ZM237 134V135H238ZM257 134H259V132L257 133ZM119 135H120V132H119ZM128 135V134H127ZM126 135V136H127ZM161 135H163L162 134V132H161ZM189 135V134H188ZM240 135H242V134H240ZM249 135H251V137L254 135V133H253V135L250 133ZM49 136V135H48ZM117 136V135H116ZM165 136V135H164ZM183 136H184V134H183ZM193 136V135H192ZM192 136H190L191 138H192ZM214 136H216V138H217V135H214ZM213 136V137H214ZM230 136V135H229ZM258 136V135H257ZM78 137V136H77ZM81 137H82V135H81ZM94 137V136H93ZM120 137V136H119ZM130 137V136H129ZM159 137V136H158ZM166 137V138H167ZM212 137V138H213ZM232 137V136H231ZM230 137V138H231ZM235 137L236 136H234V139H235ZM241 137V136H240ZM244 138H245V136H243ZM255 137V136H254ZM49 138H51V136L49 137ZM124 139H126L125 137H123ZM165 138V139H166ZM194 139H195V137H193ZM200 138V137H199ZM209 138V137H208ZM209 138V139H210ZM216 138H214V139H216ZM221 138H223V137H221ZM237 138V137H236ZM239 138V137H238ZM259 138V137H258ZM59 139H61V138H59ZM68 139V138H67ZM84 139V138H83ZM124 139L122 140L123 142H124ZM161 139V138H160ZM188 139H189V137H188ZM193 139V140H194ZM197 139V138H196ZM195 139V140H196ZM217 139H219V138H217ZM245 139H247V138H245ZM248 139H249V137H248ZM52 140V139H51ZM192 140V139H191ZM190 140V141H191ZM192 140V142H194ZM258 140V139H257ZM264 140V139H263ZM48 141H49V139H48ZM59 141V143H61L60 142V140H58ZM128 141V140H127ZM159 141V140H158ZM157 141V142H158ZM223 141H224V138H223ZM229 141V140H228ZM233 141V140H232ZM236 141V140H235ZM234 141V142H235ZM248 141V140H247ZM255 141V140H254ZM46 142V141H45ZM132 142V141H131ZM160 142V141H159ZM222 142V141H221ZM239 141H237V143H238ZM257 142V141H256ZM42 143H44V142H42ZM50 143V142H49ZM55 143V142H54ZM58 143V142H57ZM63 143V142H62ZM65 143V142H64ZM82 143V142H81ZM126 143V142H125ZM161 143V142H160ZM204 143V142H203ZM232 142H230V144H231ZM236 143V142H235ZM251 143V142H250ZM258 143V142H257ZM56 144V143H55ZM68 144V143H67ZM74 144V143H73ZM105 144V143H104ZM166 144V143H165ZM191 145L193 144V143H190ZM197 144H199V147H200V145H201V143H197ZM248 144V143H247ZM246 144V145H247ZM252 144V143H251ZM250 144V145H251ZM259 144H260V142H259ZM47 145V144H46ZM71 145V144H70ZM157 145V144H156ZM180 145V144H179ZM178 145V146H179ZM190 145V146H191ZM212 145V144H211ZM232 145H233V143H232ZM239 145V144H238ZM254 143H253V147H254ZM258 145V144H257ZM43 146V145H42ZM49 146V145H48ZM67 146V145H66ZM72 146V145H71ZM71 146H70V148H71ZM93 146V145H92ZM159 146V145H158ZM205 146V145H204ZM234 146H236V145H234ZM234 146H233V148H234ZM252 146V145H251ZM44 147H45V145H44ZM47 147V146H46ZM45 147V148H46ZM50 147V146H49ZM51 147H52V144H51ZM56 147V146H55ZM59 147H61V145L59 146ZM68 147V146H67ZM86 147V146H85ZM97 147V146H96ZM106 147V146H105ZM108 147V146H107ZM118 147H120V146H118ZM173 147V146H172ZM198 147V148H199ZM227 147V146H226ZM241 147H242V145H241ZM240 147V148H241ZM109 148V147H108ZM160 148H161V146H160ZM159 148V149H160ZM168 148V147H167ZM170 148V147H169ZM178 148V147H177ZM231 148H232V146H231ZM242 148H244L245 149V147H242ZM248 148V147H247ZM39 149H41V147L39 148ZM44 149V148H43ZM49 149V148H48ZM67 149V148H66ZM158 149V150H159ZM203 149H205V148H203ZM209 149H210V147H209ZM211 149H213V148H211ZM254 149V148H253ZM98 150V149H97ZM101 150V149H100ZM99 150V151H100ZM113 150V149H112ZM118 151L117 152H119V149H117ZM156 150V149H155ZM164 150V149H163ZM173 150H174V148H173ZM176 150V149H175ZM181 150V149H180ZM200 150V149H199ZM237 150V149H236ZM247 150V149H246ZM255 150H259V149H255ZM254 150V151H255ZM262 149H260V152H263V151H261ZM55 151V150H54ZM56 151H57V149H56ZM59 151V150H58ZM66 151V150H65ZM83 151V150H82ZM106 151H107V149H106ZM129 151V150H128ZM153 151V150H152ZM198 151V150H197ZM204 151V150H203ZM206 151H208V150H206ZM240 151V150H239ZM252 151V150H251ZM44 152V151H43ZM48 152V151H47ZM93 152H95V151H93ZM113 152V151H112ZM183 152V151H182ZM205 152V151H204ZM238 152V151H237ZM244 152V151H243ZM246 152V151H245ZM248 152H249V150H248ZM248 152H246L247 154H249ZM52 153V152H51ZM63 153H65V152H63V150H62V155H63ZM89 153V152H88ZM113 153H115V152H113ZM154 153V152H153ZM157 153V152H156ZM163 153V152H162ZM181 153V152H180ZM207 153V152H206ZM210 152H208V154H209ZM213 153V152H212ZM215 153V152H214ZM234 153V152H233ZM241 153V152H240ZM255 153H256V151H255ZM44 154H45V152H44ZM47 154V153H46ZM57 154V153H56ZM56 154H54V155H56ZM59 154H60V152H59ZM87 154V153H86ZM105 154V153H104ZM111 153H109V155H110ZM116 154V153H115ZM115 154L113 155V157H115ZM122 154V153H121ZM136 154H137V152H136ZM205 154V153H204ZM263 154V153H262ZM49 155V154H48ZM50 155H52V154H50ZM68 155V154H67ZM78 155V154H77ZM91 155V154H90ZM118 155H120V153L118 154ZM139 155V154H138ZM140 155H141V153H140ZM153 155V154H152ZM206 155V154H205ZM204 155V156H205ZM251 155V154H250ZM264 155V154H263ZM69 156V155H68ZM82 156V155H81ZM108 156V155H107ZM107 156H105V157H107ZM112 156V155H111ZM155 156V155H154ZM213 156V155H212ZM249 156V155H248ZM253 156V155H252ZM259 156V155H258ZM44 157H45V155H44ZM48 157H50V156H48ZM47 157V158H48ZM52 157L54 158V156L52 155ZM51 157V158H52ZM58 157V156H57ZM76 157V156H75ZM78 157V156H77ZM79 157H80V155H79ZM78 157V158H79ZM83 157H84V155L82 156V159H83ZM86 157V156H85ZM125 157V156H124ZM156 157V156H155ZM206 157V156H205ZM210 157V156H209ZM61 158V157H60ZM59 158V159H60ZM71 158V157H70ZM121 159V157H118V159ZM131 158H133V157H131ZM204 158V157H203ZM240 158H241V156H240ZM246 158V157H245ZM39 159V158H38ZM46 159V158H45ZM80 159V158H79ZM82 159L80 160V161H82ZM86 159H88L89 160V158H86ZM85 159V160H86ZM109 159V158H108ZM111 159H113L112 157H110V160ZM123 159V158H122ZM206 159H208V158H206ZM40 160V159H39ZM52 160V159H51ZM94 160V159H93ZM105 160H106V158H105ZM205 160V159H204ZM238 160V159H237ZM250 160V159H249ZM38 161V160H37ZM36 161V162H37ZM50 161V160H49ZM58 161V160H57ZM115 161V160H114ZM166 161V160H165ZM190 161V160H189ZM220 161V160H219ZM218 161V162H219ZM245 160H243V162H244ZM263 161H264V159H263ZM39 162V161H38ZM66 162V161H65ZM92 162V161H91ZM111 162H113V161H111ZM124 162V161H123ZM122 162V163H123ZM206 162V161H205ZM248 162H250V161H248ZM253 162V161H252ZM39 163H41V162H39ZM45 163V162H44ZM50 163V162H49ZM52 163V162H51ZM58 163H59V161H58ZM68 163H70V162H68ZM97 163V162H96ZM114 163V162H113ZM121 163V164H122ZM128 163V162H127ZM190 163H192L191 161H190ZM242 163V162H241ZM255 163H257V161L255 162ZM64 164V163H63ZM78 164V163H77ZM108 164L109 165H111L109 162H108ZM186 164V163H185ZM228 164V163H227ZM34 165V164H33ZM40 165V164H39ZM43 165V164H42ZM113 165V164H112ZM115 165V164H114ZM193 164H191V166H192ZM198 165V164H197ZM259 165V164H258ZM44 166H49V168H50V164H45ZM43 166V167H44ZM53 166V165H52ZM59 166V165H58ZM78 166V165H77ZM106 166V165H105ZM117 166V165H116ZM119 166V165H118ZM206 166V165H205ZM262 166V165H261ZM54 167H56V166H53V168ZM66 167V166H65ZM68 167V166H67ZM196 166H194V169H196L195 168ZM36 168V167H35ZM57 168V167H56ZM56 168H55V172L54 173H56ZM72 168V167H71ZM90 168V167H89ZM102 168H104L105 169V167H102ZM109 169H110V167H108ZM113 168V167H112ZM142 168V167H141ZM199 168V167H198ZM204 168V167H203ZM221 168V167H220ZM40 169V168H39ZM117 169H119V168H117ZM128 169V168H127ZM206 169V168H205ZM46 170V169H45ZM54 170V169H53ZM62 170V169H61ZM64 170V169H63ZM68 170H70V169H68ZM72 170V169H71ZM70 170V171H71ZM76 170V169H75ZM184 170V169H183ZM198 170V169H197ZM197 170H196V172H197ZM221 170V169H220ZM255 170V169H254ZM31 171H33V170H31ZM40 171V170H39ZM38 171V172H39ZM47 171V170H46ZM73 171V170H72ZM81 171V170H80ZM115 171H116V169H115ZM175 171V170H174ZM199 171H200V169H199ZM238 171V170H237ZM253 171V170H252ZM30 172V171H29ZM28 172V173H29ZM93 172V171H92ZM98 172V171H97ZM96 172V173H97ZM106 172V171H105ZM111 172V171H110ZM207 172V171H206ZM239 172V171H238ZM246 172V171H245ZM244 172V173H245ZM257 172V174L258 173H260V172H258V171H256ZM27 173V174H28ZM32 173V172H31ZM30 173V174H31ZM47 174H48V171L46 172ZM45 173V174H46ZM53 173V172H52ZM53 173V174H54ZM58 173V172H57ZM59 173H60V169H59ZM62 173H63V171H62ZM90 173V172H89ZM99 173V172H98ZM112 173V172H111ZM110 173V174H111ZM139 173V172H138ZM200 173H201V171H200ZM221 173V172H220ZM240 173V172H239ZM238 173V174H239ZM262 173V177L264 176L263 174H264V172H261ZM260 173V174H261ZM29 174V175H30ZM44 174V173H43ZM46 174V175H47ZM101 174V173H100ZM103 174V173H102ZM127 174V173H126ZM197 174H198V172H197ZM207 174V173H206ZM219 174V173H218ZM217 174V175H218ZM243 174V173H242ZM249 174V173H248ZM247 174V175H248ZM253 174H254V172H253ZM50 175V174H49ZM57 174H55L54 175V177L56 176ZM76 175V174H75ZM85 175V174H84ZM108 175H109V173H108ZM113 175V174H112ZM246 175V176H247ZM250 175V174H249ZM254 175H256V173L254 174ZM40 176H41V174H40ZM52 176V175H51ZM62 176V175H61ZM64 176V175H63ZM69 176V175H68ZM67 176V177H68ZM103 176H105V175H103ZM242 176V175H241ZM259 176V175H258ZM257 175H256V177H258ZM30 177V176H29ZM32 177L33 176H31V180H32ZM53 177V178H54ZM67 177H65V179H66V181H67ZM81 177V176H80ZM108 177H110V176H108ZM114 177H115V175H114ZM206 177V176H205ZM248 177H251V176H248ZM255 177V176H254ZM261 177V178H262ZM28 178V177H27ZM43 178H45L44 176H43ZM49 178H50V176H49ZM57 178H60V177H57ZM64 178V177H63ZM85 178V177H84ZM92 178H94V177H92ZM99 178V177H98ZM122 178V177H121ZM203 178V177H202ZM213 178V177H212ZM259 178H260V176H259ZM25 179V178H24ZM23 179V180H24ZM37 179H39V177L37 178ZM51 180H53L52 178H50ZM55 179V178H54ZM61 179V178H60ZM59 179V180H60ZM64 179V180H65ZM76 179V178H75ZM78 179V178H77ZM106 179V178H105ZM111 179V178H110ZM123 179V178H122ZM126 179H127V176H126ZM187 179V178H186ZM205 179V178H204ZM227 179V178H226ZM239 179H242L241 177L239 178ZM251 179H253V178H251ZM263 179H264V177H263ZM49 180V179H48ZM47 180V181H48ZM87 180V179H86ZM100 180V179H99ZM98 180V181H99ZM114 180V178L112 179V181ZM133 180H135V179H133ZM203 180V179H202ZM206 180V179H205ZM220 180V179H219ZM228 180V179H227ZM232 180H234V179H232ZM236 180V179H235ZM253 180H255V178L253 179ZM252 180V181H253ZM257 180H259V179H257ZM56 181V180H55ZM61 182H62V179L60 180ZM60 181H58V182H60ZM75 181V180H74ZM82 181V180H81ZM96 181V180H95ZM105 181H107V180H105ZM224 181V180H223ZM223 181H222V183H223ZM238 179H237V183H238ZM242 182H243V180H241ZM256 181V180H255ZM18 182V181H17ZM24 182V181H23ZM34 182V181H33ZM32 181H31V183H33ZM69 183H70V185L72 184L70 181H68ZM68 182H66L67 184H68ZM83 182V181H82ZM109 182H110V180H109ZM175 182V181H174ZM205 182H207V180L205 181ZM213 182V181H212ZM215 182V181H214ZM220 182V181H219ZM230 182H232L231 180H230ZM235 182V181H234ZM233 182V183H234ZM242 182H240V183H242ZM259 182V181H258ZM260 182H262L261 180H260ZM24 183H27V181L25 180V182ZM40 182H38V184H39ZM65 183V184H66ZM77 183H79V182H77ZM101 183V182H100ZM108 183V182H107ZM116 183V182H115ZM114 183V184H115ZM209 183V182H208ZM221 183V184H222ZM232 183V184H233ZM237 183H235L236 185H237ZM245 183V182H244ZM256 183V182H255ZM36 184V183H35ZM60 185H61V183H59ZM58 183H57V185H59ZM87 184V183H86ZM99 184V183H98ZM113 184V183H112ZM111 184V185H112ZM224 184H226L225 182H224ZM231 184V185H232ZM235 184H233V187H235L234 185ZM253 184H254V182H253ZM19 185V184H18ZM51 185V184H50ZM63 185V184H62ZM189 185V184H188ZM219 185V184H218ZM228 185H229V183H228ZM231 185H230V188L231 189H233L232 187H231ZM258 185V184H257ZM29 186H30V182L29 183H27V184H25V185H22L21 184V186H19V188H17V187H13V188H11V190L9 191H6L5 193L4 192H2V193H0V251H4V252H6L12 259L11 260H13V264H43V263H46V262H44V260L46 261V259H48V260H50L49 258H52L53 257V253L55 252L54 251V248H53V245H52V243L53 242H51V241H54V239L53 240H51L50 241V238H49V235H53V233L50 231V229L51 228H49L47 225H46V221L45 220H42V218L43 217H41L40 215H39V212H40V209H37L38 208V205H35L36 203H37V196L36 195H34V194H31V193H29ZM56 186V185H55ZM64 186V185H63ZM71 186H73V184L71 185ZM76 186V185H75ZM82 186V185H81ZM114 186V185H113ZM198 186V185H197ZM207 186V185H206ZM217 186V185H216ZM221 186H223V184L221 185ZM227 186V185H226ZM242 186V185H241ZM3 187V186H2ZM45 187V186H44ZM98 187H99V185H98ZM97 187V188H98ZM101 187H102V185H101ZM103 187H105L104 185H103ZM182 187V186H181ZM207 187H209V186H207ZM220 187V186H219ZM219 187H218V189H219ZM245 187H247L246 185H245ZM254 187V186H253ZM260 187V186H259ZM34 188V187H33ZM35 188H37V187H35ZM76 188V187H75ZM79 188V187H78ZM78 188H76V189H78ZM96 188V187H95ZM94 188V189H95ZM106 188V187H105ZM174 188V187H173ZM199 188V187H198ZM223 188H224V186H223ZM227 188V187H226ZM226 188H224L223 190H225ZM243 188V186L241 187V189ZM255 188V187H254ZM4 189V188H3ZM6 189V188H5ZM91 189V188H90ZM89 189V190H90ZM104 189V188H103ZM123 189V188H122ZM197 189V188H196ZM210 189V188H209ZM221 190H222V188H220ZM228 189V188H227ZM230 189V190H231ZM236 190H237V186H236V188H235ZM240 189V188H239ZM251 189V188H250ZM59 190V189H58ZM79 190V189H78ZM76 191L75 189L73 190L70 186L68 187H63V188H61L60 190H59V193L60 194H62V195H68V193H70V197H69V199L71 200L72 199V201H74V200H79L80 199V193H81V191L79 192V191ZM97 189H95V191L93 192V193H95V192H97L96 191ZM214 190V189H213ZM220 190V191H221ZM229 190V191H230ZM244 190V189H243ZM253 190V189H252ZM257 190V189H256ZM1 191V190H0ZM34 191H35V189H34ZM47 191V190H46ZM62 193H61V192ZM92 191V190H91ZM98 191H100V189L98 190ZM104 191V190H103ZM106 191V190H105ZM104 191V192H105ZM109 191V190H108ZM110 191H111V189H110ZM212 191V190H211ZM227 191V190H226ZM228 191V193H230ZM231 191H233V190H231ZM235 191V190H234ZM254 191V190H253ZM31 192V191H30ZM113 192V191H112ZM215 192H216V190H215ZM223 192H225V191H223ZM241 192V191H240ZM101 193V192H100ZM106 193V192H105ZM108 193V192H107ZM110 193V192H109ZM132 193H135V192H132ZM131 193V194H132ZM233 193V192H232ZM243 193V192H242ZM88 194V193H87ZM90 194L91 193H89V195L88 196H90ZM97 194V193H96ZM111 194H113V193H111ZM110 194V195H111ZM153 194V193H152ZM247 194H248V191H247ZM103 195V194H102ZM114 195V194H113ZM117 195V194H116ZM125 195V194H124ZM197 195H201V194H197ZM230 195H231V193H230ZM229 195V196H230ZM242 195V194H241ZM252 195H254V194H252ZM251 195V196H252ZM54 196V195H53ZM91 196H93V194H91ZM90 196V197H91ZM96 196V195H95ZM105 196V195H104ZM119 196V195H118ZM167 196V195H166ZM222 196V195H221ZM249 196V195H248ZM89 197V198H90ZM97 197V196H96ZM106 197V196H105ZM107 197H109V194H107ZM111 197H113V196H111ZM115 198H116V196H114ZM113 197V198H114ZM128 197V196H127ZM223 197V196H222ZM221 197V198H222ZM56 198H57V196H56ZM81 198H83V196L81 197ZM85 198V197H84ZM83 198V199H84ZM101 198H103V197H101ZM129 198H131V196L129 197ZM143 199H145L144 197H142ZM249 198V197H248ZM62 199V198H61ZM118 199V198H117ZM120 199V198H119ZM118 199V200H119ZM123 199V198H122ZM204 199V198H203ZM215 199V198H214ZM222 199H224V198H222ZM221 199V201H223ZM257 199V198H256ZM66 200V199H65ZM70 200H66V201H70ZM82 200V199H81ZM98 200V199H97ZM109 200H110V198H109ZM112 200V199H111ZM115 200V199H114ZM113 200V201H114ZM130 200V199H129ZM146 200V199H145ZM145 200L143 201V203L145 202ZM181 200H182V198H181ZM212 200V199H211ZM261 199H258V201H260ZM63 201V200H62ZM83 201V200H82ZM94 201V200H93ZM112 201V202H113ZM134 201V200H133ZM136 201V200H135ZM179 201V200H178ZM194 201V200H193ZM202 201H204V203H205V200H202L201 199V204L203 203ZM251 202H252V200H250ZM89 202V201H88ZM91 202V201H90ZM100 202V201H99ZM107 202V201H106ZM110 201H108L107 203H109ZM111 202V203H112ZM118 202V201H117ZM121 202H123V201H121ZM125 203H126V201H124ZM132 202V201H131ZM183 202V201H182ZM256 202H257V200H256ZM261 202H262V200H261ZM261 202H259L260 204H257V205H259V208L258 209H260L262 206H263V204L261 205ZM39 203V202H38ZM52 203V202H51ZM76 203H77V201H76ZM81 203V202H80ZM94 203V202H93ZM114 203V202H113ZM119 203V202H118ZM136 203V202H135ZM139 203H141V201L139 202ZM166 203V202H165ZM195 203H196V201H195ZM220 203V202H219ZM222 203V202H221ZM221 203H220V205H221ZM234 203V202H233ZM244 203V202H243ZM255 203V202H254ZM79 204V203H78ZM95 204V203H94ZM98 204H100V203H98ZM97 203H96V205H97V207L99 206ZM127 204V203H126ZM197 204V203H196ZM205 204H207V203H205ZM215 204V203H214ZM223 204H225V202L223 203ZM223 204H222V207H223ZM230 204V203H229ZM52 205V204H51ZM68 205V204H67ZM81 205V204H80ZM83 205V204H82ZM88 205V204H87ZM91 205V204H90ZM109 204H107L106 206H108ZM143 205V204H142ZM142 205H141V209H143L144 207H142ZM195 205V204H194ZM209 205V204H208ZM236 205V204H235ZM244 205V204H243ZM35 206V207H34ZM63 206V205H62ZM113 206H114V204H113ZM139 206V205H138ZM144 206V205H143ZM204 206V205H203ZM203 206H202V208H203ZM211 206V205H210ZM216 206H218V205H216ZM232 207H234L233 205H231ZM64 207V206H63ZM73 207V206H72ZM71 207V208H72ZM97 207H95V208H97ZM103 208H104V206H102ZM101 206H99L98 207V209L96 210V211H98L99 210V208H100V212H101V209H103ZM215 207V206H214ZM227 207V206H226ZM244 207V206H243ZM251 207H252V204H251ZM258 207V206H257ZM67 208V207H66ZM70 208V207H69ZM92 208V207H91ZM95 208H92V209H95ZM140 208V207H139ZM188 208V207H187ZM201 208V209H202ZM209 208H211V207H209ZM218 208H219V206H218ZM218 208H217V210H218ZM221 208V207H220ZM228 208V207H227ZM230 208V207H229ZM245 208V207H244ZM247 208V207H246ZM255 208H256V206H255ZM263 208H264V206H263ZM263 208H261V209H263ZM78 209V208H77ZM87 209V208H86ZM105 209H106V207H105ZM111 209H113V208H111ZM111 209H107V211L108 210H111ZM121 209V208H120ZM123 209V208H122ZM252 209H254V207L252 208ZM64 210V209H63ZM68 210V209H67ZM76 210V209H75ZM74 210V211H75ZM117 209H115V211H116ZM126 210H128V209H126ZM181 210V209H180ZM179 210V211H180ZM232 210H234V209H232ZM231 210V211H232ZM236 210V209H235ZM238 210V209H237ZM240 210V209H239ZM257 210V209H256ZM45 211V210H44ZM64 211H66V210H64ZM71 211V210H70ZM69 211V212H70ZM78 211V210H77ZM88 211V210H87ZM90 211V210H89ZM106 211V210H105ZM114 211V210H113ZM111 212V213H113L112 215H113V219H115V215H116V213H114V212ZM118 211V210H117ZM119 211H122V210H119ZM125 211V210H124ZM123 211V212H124ZM220 211V210H219ZM253 211H255V210H253ZM41 212H43V211H41ZM66 212H68V211H66ZM103 212V211H102ZM101 212V213H102ZM218 212V211H217ZM227 212H229V211H227ZM256 212V211H255ZM255 212H250V213H255ZM257 212H258V210H257ZM63 213H65V212H63ZM82 213H83V211H82ZM88 213V212H87ZM94 213V212H93ZM92 213V211H91V213L90 214H93ZM98 214H100L99 212H97ZM105 213V212H104ZM104 213H102V214H104ZM108 212H106V214H107ZM111 213L109 212L108 213V216H109V214L111 215ZM222 213V212H221ZM250 213H248L249 215H250ZM259 213V212H258ZM101 214V215H102ZM106 214H104V215H106ZM115 214V215H114ZM118 214H120V213H118ZM125 214H126V211H125ZM137 215H138V213H136ZM143 214V213H142ZM214 214V213H213ZM241 214V213H240ZM239 214V215H240ZM262 214V213H261ZM42 215V214H41ZM62 215V214H61ZM64 215H68V214H64ZM95 215V214H94ZM129 215V214H128ZM252 215V214H251ZM260 215V214H259ZM74 216V215H73ZM98 216V215H97ZM119 216H121V215H119ZM130 216V215H129ZM147 217H148V215H146ZM224 216H225V214H224ZM257 216V215H256ZM62 217H63V215H62ZM67 217H71V214L69 215V216H67ZM78 217V216H77ZM82 217V216H81ZM91 217V216H90ZM102 217H104V216H102ZM118 217V216H117ZM126 217V216H125ZM226 217V216H225ZM242 217V216H241ZM245 217H248V216H245ZM251 217V216H250ZM250 217H248V218H250ZM253 218H255L254 217V215L252 216ZM92 218V217H91ZM101 218V217H100ZM106 218V217H105ZM120 218V217H119ZM136 218H137V216H136ZM200 218V217H199ZM227 218V217H226ZM248 218H247V220H248ZM253 218H251V219H249V220H251V222H253ZM259 218H261V217H259ZM263 218V217H262ZM51 219V218H50ZM69 219V218H68ZM85 219V218H84ZM86 219H88V218H86ZM85 219V220H86ZM90 219V218H89ZM88 219V220H89ZM109 219V218H108ZM112 219V218H111ZM121 219V218H120ZM125 219V218H124ZM53 220H54V217H53ZM78 220L80 221V219L78 218ZM77 219L75 220L74 219V221H78ZM82 220V219H81ZM91 220V219H90ZM89 220V221H90ZM94 220V219H93ZM99 220V219H98ZM139 220V219H138ZM146 220H147V218H146ZM160 220V219H159ZM210 220V219H209ZM257 220V219H256ZM263 220V222H264V218L262 219ZM55 221H57V220H55ZM70 221H72V220H70ZM83 221V220H82ZM81 221V222H82ZM105 221H106V219H105ZM109 221V220H108ZM107 221V222H108ZM113 221V220H112ZM112 221H111V223H112ZM115 221V220H114ZM116 221H118V220H116ZM115 221V222H116ZM127 221V220H126ZM154 221V220H153ZM171 221V220H170ZM246 221V220H245ZM50 222H52V220H50ZM58 222V221H57ZM62 222V221H61ZM68 222V221H67ZM86 222V221H85ZM84 222V223H85ZM91 222V221H90ZM100 222V221H99ZM102 222V221H101ZM104 222V221H103ZM110 222V221H109ZM120 222V221H119ZM250 222V223H251ZM258 222V221H257ZM256 222V223H257ZM261 222V221H260ZM53 223V222H52ZM56 223V222H55ZM65 223V222H64ZM63 223V224H64ZM72 223V222H71ZM71 223H69L68 222V224H70L71 225ZM93 223V222H92ZM92 223H91V225H92ZM98 223V222H97ZM158 223V222H157ZM246 223H247V221H246ZM67 224V223H66ZM67 224V225H68ZM78 224V223H77ZM95 224V223H94ZM113 225H114V223H112ZM111 224V225H112ZM117 224V223H116ZM51 225V224H50ZM60 225V224H59ZM67 225H65V226H67ZM82 225V224H81ZM84 225V224H83ZM86 225H88V224H86ZM86 225H84V226H86ZM90 225V224H89ZM89 225H88V227H89ZM97 225H99V223L97 224ZM96 225V226H97ZM122 224L120 223V227L122 228V226H121ZM130 225V224H129ZM140 225V224H139ZM157 225V224H156ZM158 225H160V223L158 224ZM256 225V224H255ZM94 226V225H93ZM105 226V225H104ZM103 226V227H104ZM166 226V225H165ZM214 226V225H213ZM223 226V225H222ZM261 226H262V224H261ZM80 229H81V227L80 226H78ZM77 227V228H78ZM87 227V226H86ZM86 227H84V229L86 228ZM87 227V228H88ZM143 227V226H142ZM255 227V226H254ZM259 226H257V228H258ZM263 227H264V225H263ZM66 228V227H65ZM72 228V227H71ZM74 228V227H73ZM78 228V229H79ZM83 228V227H82ZM92 228V227H91ZM99 228H102V227H100V225H99ZM107 228H108V226H107ZM110 228V227H109ZM117 228V227H116ZM130 228V227H129ZM128 228V229H129ZM172 228V227H171ZM219 228V227H218ZM253 228V227H252ZM256 228V227H255ZM92 229H94V228H92ZM91 229V230H92ZM103 229V228H102ZM111 229V228H110ZM109 229V230H110ZM143 229V228H142ZM144 229H146V228H144ZM149 229V228H148ZM157 229V228H156ZM164 229V228H163ZM254 229V228H253ZM264 229V228H263ZM86 230H88V229H86ZM97 230V229H96ZM134 230V229H133ZM90 229L88 230V233L89 234H91L90 232ZM102 231V230H101ZM103 231H105V229H103ZM103 231L102 232H100V233H102L103 234ZM120 231V230H119ZM138 231V230H137ZM147 231V230H146ZM256 231V230H255ZM75 232V231H74ZM99 232H98V235L100 236L101 234H99ZM108 232V231H107ZM115 232V231H114ZM141 232V231H140ZM149 232V231H148ZM250 232H252L253 233V231H250ZM79 233H80V231H79ZM93 234H96V232L94 231V232H92ZM112 233V232H111ZM116 233V232H115ZM163 233H164V231H163ZM169 233V232H168ZM259 233V232H258ZM126 234V233H125ZM145 234H147V233H145ZM253 234H255V232L253 233ZM257 234V233H256ZM106 235V234H105ZM111 235V234H110ZM121 235V234H120ZM119 235V236H120ZM174 235V234H173ZM219 235V234H218ZM217 235V236H218ZM43 236V237H42ZM89 236H91L92 237V235H89ZM94 236V235H93ZM104 236V235H103ZM132 236H133V234H132ZM256 235H254V237H255ZM110 237V236H109ZM109 237H108V241L110 242V240H109ZM137 237H138V235H137ZM154 237V236H153ZM246 237V236H245ZM257 237V236H256ZM52 238H53V236H52ZM93 238V237H92ZM97 238H98V236H97ZM120 238V237H119ZM128 238V237H127ZM247 238V237H246ZM246 238H244V239H246ZM259 238V237H258ZM82 239V238H81ZM85 239V238H84ZM89 239H90V237H89ZM88 239V240H89ZM116 239V238H115ZM132 239V238H131ZM130 239V240H131ZM146 239V238H145ZM153 239H155V238H153ZM261 239V238H260ZM97 240H99V239H97ZM168 240V239H167ZM82 241V240H81ZM137 241V240H136ZM140 241H142V240H140ZM144 241V240H143ZM156 241V240H155ZM247 241H249L248 239H247ZM261 241V240H260ZM49 242H51L50 244H49ZM85 242V241H84ZM97 242V241H96ZM108 242V243H109ZM116 242H117V240H116ZM134 243H135V241H133ZM158 242V241H157ZM254 242V241H253ZM81 243H83V242H81ZM248 243V242H247ZM251 243V241H249V244ZM97 244V243H96ZM103 244V243H102ZM123 244V243H122ZM127 244V243H126ZM139 244V243H138ZM141 244V243H140ZM154 244V243H153ZM260 244H261V242H260ZM125 245V244H124ZM128 245V244H127ZM254 243H253V249H254ZM257 245V244H256ZM262 245V244H261ZM108 246V245H107ZM133 246H134V244H133ZM145 246V245H144ZM260 246V245H259ZM259 246H258V248H259ZM10 248L12 251H11V253L14 255V256H12L11 255V253L8 251V250H6L5 248ZM90 247V246H89ZM103 247V246H102ZM135 247V246H134ZM153 247V246H152ZM251 248H252V245L250 246ZM262 247H264V246H262ZM7 248V249H8ZM105 248V247H104ZM110 248V247H109ZM124 248V247H123ZM139 248V247H138ZM203 249H204V247H202ZM257 248V249H258ZM131 249H133V247L131 248ZM130 249V250H131ZM155 249V248H154ZM200 249V248H199ZM260 249H261V247H260ZM263 249V248H262ZM139 250V249H138ZM245 250V249H244ZM264 250V249H263ZM136 251V250H135ZM134 251V252H135ZM195 251H197V249H195ZM201 251V250H200ZM199 251V252H200ZM105 252V251H104ZM122 252V251H121ZM198 251H197V253H199ZM256 252V251H255ZM262 252V251H261ZM260 252V253H261ZM137 253H138V251H137ZM7 254H6V256H7ZM109 254V253H108ZM107 254V255H108ZM124 254V253H123ZM196 254V253H195ZM202 254H203V251H201L200 253H199V255H198V257L199 256H202ZM126 255V254H125ZM144 255V254H143ZM16 256V257H15ZM99 256H101L100 254H99ZM104 256V255H103ZM102 256V257H103ZM106 256V255H105ZM195 257H196V255H194ZM14 257V258H13ZM121 257V256H120ZM124 257V256H123ZM54 258H55V256H54ZM111 258V257H110ZM113 258V257H112ZM117 258V257H116ZM134 258V257H133ZM135 258H137V256L135 257ZM262 258V257H261ZM118 259V258H117ZM120 259H122V258H120ZM98 260V259H97ZM129 260V259H128ZM133 260V259H132ZM51 261V260H50ZM112 261H114V260H112ZM121 261V260H120ZM260 261V260H259ZM3 262H4V260H3ZM53 262V261H52ZM103 262H105V261H103ZM99 263H100V261H99ZM117 263H119V262H117ZM122 263V262H121ZM133 263H135V262H133ZM132 263V264H133ZM4 264V263H3ZM47 264V263H46ZM149 264V263H148Z\"/></svg>","mask_w":264,"mask_h":264}]
</instances>
